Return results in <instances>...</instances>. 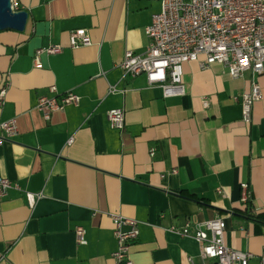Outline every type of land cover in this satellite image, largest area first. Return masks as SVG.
I'll return each instance as SVG.
<instances>
[{"label": "crops", "instance_id": "crops-1", "mask_svg": "<svg viewBox=\"0 0 264 264\" xmlns=\"http://www.w3.org/2000/svg\"><path fill=\"white\" fill-rule=\"evenodd\" d=\"M14 1L28 19L22 32L0 31V121L17 127L0 144V177L18 187L0 207V264H117L112 215L138 224L133 264H206L193 238L166 229L213 219L226 223V246L258 264L264 226L234 210L244 208L246 183L249 211L264 214V70L232 79L221 65L202 71L188 63L184 95L165 98L144 75L123 77L120 69L126 51L145 49L161 0ZM80 29L91 44L69 48ZM49 46L62 51L39 55L36 66L35 52ZM252 79L262 100L244 123L242 95ZM52 86L80 100L45 121L36 104L53 96ZM111 109L124 113L121 132L109 126ZM24 193L42 198L29 208Z\"/></svg>", "mask_w": 264, "mask_h": 264}, {"label": "built area", "instance_id": "built-area-1", "mask_svg": "<svg viewBox=\"0 0 264 264\" xmlns=\"http://www.w3.org/2000/svg\"><path fill=\"white\" fill-rule=\"evenodd\" d=\"M11 8L17 11L14 0ZM148 43L141 53L126 51L120 64L123 77L144 75L149 86L162 90L163 97L184 95L182 69L185 64L196 63L202 71L213 65L227 69L232 79H240L251 72L253 76L264 70V0H161L160 11L152 16L146 29ZM91 41L85 30H76L69 35V48L86 47ZM60 46L40 48L35 52V65L39 67L38 56L61 53ZM5 85L0 86V106L3 104ZM52 97H39L36 104L45 121L51 114L62 112L65 107L78 105L79 97L71 92L57 96L54 86L49 88ZM110 93L116 90L111 88ZM262 100L261 89L252 79L250 89L242 95V121L250 122L252 107ZM204 108L208 101H202ZM109 126L113 130L124 129V113L121 109L107 112ZM17 134L15 121H0V144ZM73 139L67 142L70 145ZM150 157L154 150L149 151ZM176 174L175 170L170 172ZM10 189L18 187L6 178L0 177V207ZM241 202L250 200L248 185L241 183ZM219 192V191H218ZM26 204L33 208L42 194L24 193ZM113 237L117 247L112 258L117 264H133L130 248L138 238V224L132 219L112 215ZM223 219L203 223L170 226L166 231L180 237H191L200 245V256L206 264H248L250 253L226 246ZM74 236L80 245L86 243L85 230L75 227ZM264 264V248L259 263Z\"/></svg>", "mask_w": 264, "mask_h": 264}, {"label": "water", "instance_id": "water-1", "mask_svg": "<svg viewBox=\"0 0 264 264\" xmlns=\"http://www.w3.org/2000/svg\"><path fill=\"white\" fill-rule=\"evenodd\" d=\"M28 14L25 11H13L10 0H0V31L22 32L25 28Z\"/></svg>", "mask_w": 264, "mask_h": 264}, {"label": "trees", "instance_id": "trees-1", "mask_svg": "<svg viewBox=\"0 0 264 264\" xmlns=\"http://www.w3.org/2000/svg\"><path fill=\"white\" fill-rule=\"evenodd\" d=\"M187 198L194 199L192 196L187 195ZM204 202V201H203ZM250 200L246 202L243 209L234 210L235 214L241 215L249 221L256 223L258 225L264 226V214L262 213H251L249 211Z\"/></svg>", "mask_w": 264, "mask_h": 264}]
</instances>
